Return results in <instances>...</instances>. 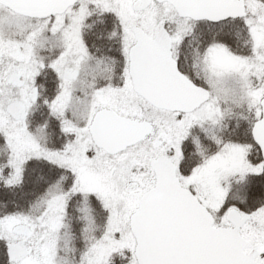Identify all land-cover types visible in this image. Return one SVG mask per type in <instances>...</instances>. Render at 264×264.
<instances>
[{
  "label": "snow or ice",
  "instance_id": "1",
  "mask_svg": "<svg viewBox=\"0 0 264 264\" xmlns=\"http://www.w3.org/2000/svg\"><path fill=\"white\" fill-rule=\"evenodd\" d=\"M0 264H264V0H0Z\"/></svg>",
  "mask_w": 264,
  "mask_h": 264
}]
</instances>
